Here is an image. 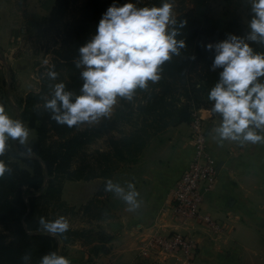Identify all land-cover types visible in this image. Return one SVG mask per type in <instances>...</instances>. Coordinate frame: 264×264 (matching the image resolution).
<instances>
[{
	"label": "crops",
	"instance_id": "obj_1",
	"mask_svg": "<svg viewBox=\"0 0 264 264\" xmlns=\"http://www.w3.org/2000/svg\"><path fill=\"white\" fill-rule=\"evenodd\" d=\"M182 1L186 12L199 17L209 15L215 20L225 18L230 12L245 15L250 9L247 0ZM25 4L21 7V0H0V85L1 93L8 89L6 94L11 101L5 106L9 113L15 109L20 112L15 96L25 97L37 88L33 66L27 71L21 67L16 70L15 90L10 89V74L6 69V62H11L9 59L19 41L17 33L24 25L22 10L32 18L49 17L55 0H26ZM24 58L14 59L15 63L20 65ZM210 109L201 108L200 114L210 126L207 146L218 163V180L216 187L207 193L204 208L221 220L225 231L214 234L204 225L182 224L174 218L172 190L195 156L190 123L175 122L160 136H146L139 146L137 160L121 164L109 177L125 187L128 181H133L140 191V208L130 210L122 198L107 191L105 183L109 178L64 183V201L80 208L82 215L91 205L82 227L104 231L112 237L107 244L108 253L92 252L102 244L98 238L63 245L61 253L70 257L72 264H264V143H217L211 130L220 118ZM171 232L195 240L197 255L193 260H187L179 252L140 255L143 242L157 233Z\"/></svg>",
	"mask_w": 264,
	"mask_h": 264
},
{
	"label": "clouds",
	"instance_id": "obj_2",
	"mask_svg": "<svg viewBox=\"0 0 264 264\" xmlns=\"http://www.w3.org/2000/svg\"><path fill=\"white\" fill-rule=\"evenodd\" d=\"M175 0L143 3L113 0L103 12L96 31L79 46L75 64L81 69L83 83L79 92L66 81L57 80L60 73L51 64L46 73L53 81L51 95H45L43 106L60 124L69 127L98 122L111 116L121 98L133 101L138 89H148L150 82L162 78L163 66L187 47L181 37L186 20L177 18ZM250 5L248 30L241 35L228 33L224 39L208 42L214 51L211 69H219V78L208 92L213 101L211 113L219 123L211 130L217 143L237 141L240 144L264 143V0H247ZM44 64H49L45 59ZM30 127L19 117L6 111L0 102V156L10 140L29 144ZM10 166L0 159V176ZM107 191L122 198L130 210L141 207L140 191L133 181L127 187L111 178ZM42 231L64 234L71 226L67 216L54 219L40 217ZM25 264H31V253H25ZM39 264H72L70 257L52 250L45 253Z\"/></svg>",
	"mask_w": 264,
	"mask_h": 264
},
{
	"label": "rangeland",
	"instance_id": "obj_3",
	"mask_svg": "<svg viewBox=\"0 0 264 264\" xmlns=\"http://www.w3.org/2000/svg\"><path fill=\"white\" fill-rule=\"evenodd\" d=\"M66 1L68 2L63 4L60 12L55 16L56 20L53 22L43 21V18H32L30 13L22 10L24 25L17 33L19 41L15 45L14 55H11L12 59H9L11 62H6L7 68L4 67L10 74L11 90H15L17 86L16 70L21 67L22 70L27 71L33 66L37 88L31 92L39 93L44 84V76L47 75L46 69L53 64L56 58V50L62 47L68 35L71 34L75 38L82 37V34H85L92 27L96 12L103 8V3L106 2L108 6L113 2V0H65L64 2ZM118 2L121 3L120 0ZM137 2L140 4H151L159 3L160 0H137ZM25 3L26 0H21V7L26 6ZM183 3L182 0H175L174 7L177 16L186 12L183 8ZM250 16L251 12L249 9L245 15L239 12H230L225 19L231 22L234 18L240 17L243 21L242 23L248 25ZM190 49L185 47L181 50V53L176 58L178 63L189 56L190 53L187 52H190ZM25 56L26 58L21 60L20 65L15 63L14 59ZM45 59L49 61V64L43 63ZM206 69L205 63L198 62L194 70L189 74L191 77L190 82L184 85L180 81H175L169 76L162 75L159 81L150 82L148 89H138L133 101L121 98L111 116L103 117L98 122H86L79 126H74L66 134L58 132L51 124H47L46 134L40 137L39 130L30 126L28 121L23 120L31 129L29 144H20L16 140H10L9 147L3 156H0V159H3L9 166H12L11 168L18 172V175L13 179L0 184V236H4L3 239L13 245L12 256L16 258L18 255L20 256L19 258H24L25 253H31V264H38L36 249L33 248L34 244H27V239L16 233L21 224V220L18 217L25 211V208H21L17 203L22 199L28 200V197H25L28 191H32L39 196L35 201L36 212L33 219L30 220L32 227H41L39 222L41 216L54 219L58 215L63 214L71 222L70 228L66 233L62 234L64 238L70 240L65 242L64 246L77 240L83 241L87 239L85 238V232L87 231V234L90 233V229L82 227L86 222V214L89 215L88 212L85 211V214L82 215L81 209L76 205L62 201L57 191L49 199L48 197H42L43 188L30 189L27 184H23L26 174H22L21 171L27 170L33 173L32 166L26 160L27 158H37L36 151H34L37 146H41L43 150L47 149L55 156L56 152L57 154L62 152L65 156V161L68 163V168L72 171L82 169L83 175H88L90 170L85 168V166L91 165L95 170L94 172H101L105 167H100L99 156L102 153L112 151L114 142H122L135 136H141L142 142L146 136H160L175 122H180L181 110L188 108V110L194 111L204 107H212L213 101L209 100L208 96L203 97L205 93L202 91L198 92L199 96L203 98L202 100L194 97L196 94L194 90L201 89L200 86L206 85ZM80 73L81 69L77 66H66L60 71V75H64L68 80L73 77L77 78L75 82L68 86L77 92H79L83 83ZM213 73L214 70L209 75L212 76ZM1 91L0 85V102L6 104L11 101L6 94L8 89L6 88L5 92L3 91L2 93ZM28 94L25 97L15 96V103L20 104L21 109L20 112L15 109L13 113H9L10 115L23 119V114L26 110L30 111V113H36L34 109L40 106L39 103L33 105L34 107L29 106L28 109H25L23 101ZM45 111L48 110L43 106L41 111L38 110L37 112L40 114V112ZM41 114L40 116H42ZM37 122L40 123V120ZM88 130L91 132L85 135ZM81 133H84L83 138L78 136ZM74 136L79 139L62 151H57L62 142ZM138 149L139 147L135 149L136 154H138ZM6 200L12 205V208L8 205L2 207L5 205ZM28 222H25V225ZM75 232L84 234L79 235L75 234ZM31 233L35 234L37 231H32Z\"/></svg>",
	"mask_w": 264,
	"mask_h": 264
},
{
	"label": "trees",
	"instance_id": "obj_4",
	"mask_svg": "<svg viewBox=\"0 0 264 264\" xmlns=\"http://www.w3.org/2000/svg\"><path fill=\"white\" fill-rule=\"evenodd\" d=\"M65 0H55V4L52 8L51 15L49 17H44L43 21L53 22L56 20L55 16L60 12ZM121 3L126 2V0H120ZM107 3H103V8H101L98 12H96V18L93 22L92 27L82 34V37L75 38L71 34L64 40L62 47L59 50H56V58L54 59L53 64H55L56 70L60 73L64 67H75V58L79 55V46L86 42L91 35L95 33L96 26L99 23V19L103 12L107 9ZM179 20H186L187 23L183 26L179 35L186 39L187 47L191 48L188 57L180 60L178 63L177 55H174L171 60L166 61L163 66V76H169L175 81L182 82L184 85L187 82H190L191 77L190 73L194 70V67L198 62H203L206 64V85L200 86L201 89H195V98L198 100H202L201 96H199L198 92L202 91L204 94L203 97L208 96V92L210 88L214 85V83L219 78V69L214 70L212 76L209 73L213 72L210 65L212 64L214 51L210 50L206 47L208 42H215L221 39H224L228 33L235 32L238 34H245L248 30V25L242 23V19L240 17L234 18L231 22H228L227 19L222 18L220 20H215L209 15L204 17H199L193 12H183L179 16H177ZM254 43V46L258 50H264V45ZM178 63V64H177ZM177 64V65H176ZM57 80H64L67 83V86H70L73 82L77 80V78L73 77L71 80L67 79L64 75H59ZM48 75L44 76V84L39 93L30 92L27 95V98L23 101L25 104V109L29 108V106H33L36 104H40L38 108H35L34 111L36 113H30L28 110H24L23 120L28 121L29 125L32 127H36L39 130L40 137H43L47 131V124H51L53 128H55L58 132H62L66 134L70 132L74 126L69 127L67 124H60L55 119L52 118L51 113L49 111L40 112L42 116L37 112L41 111L44 103L45 95H51V85L54 83ZM170 87V86H168ZM167 87V88H168ZM34 107V106H33ZM30 114V116H28ZM179 121L180 122H189L191 123L193 118V110H188L185 108L181 110ZM40 120V123L37 122ZM90 130L85 132L87 135ZM84 133L79 134V138H83ZM79 138L71 137L65 140L60 144V148L57 151H62L64 148L69 147ZM139 143H141V136H135L128 140L122 142H114V148L110 152H105L100 154L99 162L100 167H105L101 172H94L93 167L85 166L90 170L88 175H83L82 169L72 171L68 168V163L65 161V156L62 154H57L56 156L51 154L47 149H42L41 146H37L34 151H36L37 158H27V162L32 166L33 173L27 170L21 171L22 174H26V178L23 182L24 185H28L30 189L35 188L41 189L43 188L44 193L42 197H48L51 199L55 191H57L58 196L62 199V190L63 185L68 180H91L98 177L109 178L112 176L113 172L118 169L121 163H131L137 160V154L135 153V149L139 147ZM7 171L3 176H0V184L6 182L10 179H13L18 172H16L13 168ZM21 193V191H19ZM28 200H20L17 204L21 208H25L23 214L19 215L18 219L21 220V224L19 228L16 230L17 235H22L25 239H27V244H34L33 248L36 250L37 257L39 260L41 257L52 250H56L61 253L63 245L67 240L64 238L62 234H50L45 231H42L41 227H32L31 221L36 212V204L35 201L39 198V196L35 195L34 192L28 191L27 196ZM63 204V203H61ZM10 206L9 202L6 200L5 205L2 207ZM86 212L91 211V205L89 204L86 209ZM25 219V221H24ZM29 221V222H28ZM25 222L26 223L25 225ZM37 231V233L33 234L31 232ZM83 231V230H82ZM90 233L85 232L86 242H92L94 239L98 238L99 241L102 242L100 246H96L92 249V252L99 254L110 252V248L107 244L112 240V237L104 231L94 232L89 230ZM75 234H84L82 232H75ZM88 235L90 236L88 238ZM4 236H0V264H25L23 258H19L17 255L13 257L11 252H13V245L11 243H7L4 239ZM24 241V239H23ZM67 244V243H66ZM12 249V250H11ZM63 254V253H61ZM2 259V260H1Z\"/></svg>",
	"mask_w": 264,
	"mask_h": 264
},
{
	"label": "built area",
	"instance_id": "obj_5",
	"mask_svg": "<svg viewBox=\"0 0 264 264\" xmlns=\"http://www.w3.org/2000/svg\"><path fill=\"white\" fill-rule=\"evenodd\" d=\"M190 125L195 156L172 190L173 215L179 223L204 225L219 234L225 231L223 223L204 208L207 193L216 187L218 180V163L207 146L210 126L200 110L193 111ZM159 252H179L191 261L197 255V244L191 236L180 232L157 233L142 243L140 255L149 257Z\"/></svg>",
	"mask_w": 264,
	"mask_h": 264
}]
</instances>
